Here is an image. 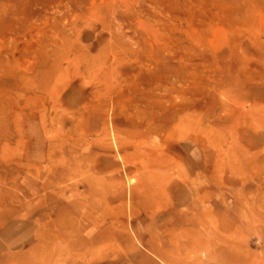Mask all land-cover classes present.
Instances as JSON below:
<instances>
[{
  "label": "rangeland",
  "instance_id": "374dc122",
  "mask_svg": "<svg viewBox=\"0 0 264 264\" xmlns=\"http://www.w3.org/2000/svg\"><path fill=\"white\" fill-rule=\"evenodd\" d=\"M0 264H264V0H0Z\"/></svg>",
  "mask_w": 264,
  "mask_h": 264
},
{
  "label": "bare ground",
  "instance_id": "6f19581e",
  "mask_svg": "<svg viewBox=\"0 0 264 264\" xmlns=\"http://www.w3.org/2000/svg\"><path fill=\"white\" fill-rule=\"evenodd\" d=\"M114 148H115V151H116V153H117V159H118V161L123 165L124 164V162H126V163H129V161H128V157H125V158H122L121 157V155H119V153H118V148H117V146H116V144L114 143ZM62 161H63V163H65L66 161H67V157L66 158H64V159H62ZM86 173H90L91 172V170H90V168L89 169H86V171H85ZM128 191V196H132L133 195V193L135 192V187L134 186H132V187H130V185H128V189H127ZM118 191H121V188L119 187V189H118ZM156 195H158V193H156V194H154V193H145V195L144 196H153V197H156ZM121 196H122V191H121ZM122 203V202H121ZM121 209H122V204H120V207H119V214H121V216H122V213H121ZM174 213H176V211H174ZM122 218V217H121ZM52 225H53V227H56V229H59L60 227H62L61 226V224H59V223H57V222H53L52 223ZM98 228H101V227H103L102 226V224H98V226H97ZM106 235V233H105V231H104V229L102 228V229H99L98 230V236L97 237H95V238H93L94 240H95V243H97L98 245H97V252H98V255L101 257V256H103V254H100L101 252H102V248L103 247H106V243H103V236H105ZM57 240H59V241H64L65 243H67V238H64V236L62 235V234H60L59 236H58V238H57ZM79 240V238H77L76 239V241H78ZM79 241H82V245L83 244H86V243H91V241L92 240H87V241H85V240H79ZM238 260H241L238 256H233V261H238Z\"/></svg>",
  "mask_w": 264,
  "mask_h": 264
}]
</instances>
